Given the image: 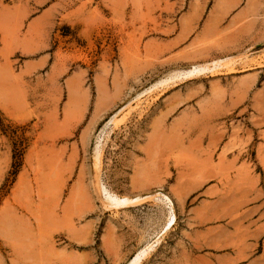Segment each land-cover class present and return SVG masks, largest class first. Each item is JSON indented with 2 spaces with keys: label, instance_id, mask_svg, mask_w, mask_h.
<instances>
[{
  "label": "rangeland",
  "instance_id": "1",
  "mask_svg": "<svg viewBox=\"0 0 264 264\" xmlns=\"http://www.w3.org/2000/svg\"><path fill=\"white\" fill-rule=\"evenodd\" d=\"M157 238L141 264H264V0H0V264Z\"/></svg>",
  "mask_w": 264,
  "mask_h": 264
},
{
  "label": "bare ground",
  "instance_id": "2",
  "mask_svg": "<svg viewBox=\"0 0 264 264\" xmlns=\"http://www.w3.org/2000/svg\"><path fill=\"white\" fill-rule=\"evenodd\" d=\"M221 63L222 62H215L213 64V68L212 69H215L217 67H220L221 66ZM208 67L207 66H205V67L204 66L193 67L192 69H190V70L182 73L181 75L183 77H187V78L188 77L190 78V77L195 76V75L197 76L198 74L200 75V73H203L205 71L207 72L208 70H210V68H208ZM178 76L176 75L175 78H177ZM165 82L166 81H163V82H161V84L162 83L164 84ZM157 84H160V83H157ZM100 150L99 149H95V151H96L95 152V161L97 163H98V161L100 159V156H101ZM100 162H101V160H100ZM99 190L101 191V196L103 197V200L106 202V206L108 208H110V209L127 208V207H130L131 205H134L135 203L137 204V202H139L142 199L140 197H136V198L121 197V196H118V195H116V194H114L112 192L107 191L103 186H100V189ZM162 198H163V201L165 202V204L167 206L168 215H167V219L165 221V224H164V226H163V228H162V230L160 232V236L163 235L164 233H166L168 230H170V228L173 227V225L175 224V215H174V212H173V209H172V203H171V201H170L169 198H167V197H162ZM158 241H159V238H157L153 242L147 243L144 247H142L140 250H138L128 260V262L126 264H141V262H143V259L146 257V255L148 254V252L153 249V247L158 243Z\"/></svg>",
  "mask_w": 264,
  "mask_h": 264
}]
</instances>
